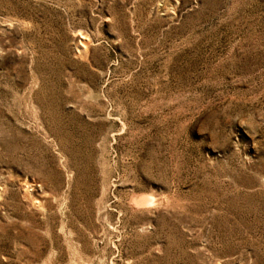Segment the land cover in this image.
Listing matches in <instances>:
<instances>
[{"label": "rangeland", "instance_id": "374dc122", "mask_svg": "<svg viewBox=\"0 0 264 264\" xmlns=\"http://www.w3.org/2000/svg\"><path fill=\"white\" fill-rule=\"evenodd\" d=\"M0 264H264V0H0Z\"/></svg>", "mask_w": 264, "mask_h": 264}]
</instances>
